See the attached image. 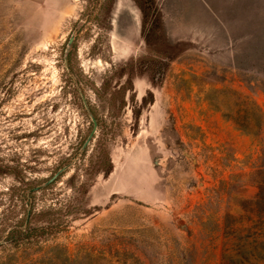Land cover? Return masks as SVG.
I'll return each instance as SVG.
<instances>
[{
    "label": "rangeland",
    "instance_id": "rangeland-1",
    "mask_svg": "<svg viewBox=\"0 0 264 264\" xmlns=\"http://www.w3.org/2000/svg\"><path fill=\"white\" fill-rule=\"evenodd\" d=\"M263 146L264 0H0V264H264Z\"/></svg>",
    "mask_w": 264,
    "mask_h": 264
},
{
    "label": "water",
    "instance_id": "water-1",
    "mask_svg": "<svg viewBox=\"0 0 264 264\" xmlns=\"http://www.w3.org/2000/svg\"><path fill=\"white\" fill-rule=\"evenodd\" d=\"M74 38V35H71L70 36V39L68 41V46H70L72 40ZM82 100H83V103H84V107L86 108L87 112L89 113L90 117H91V120H92V123H93V127L90 131V133L88 134V136L86 137L85 141L83 142L82 146H81V151L88 145V143L90 142V140L92 139L93 135H94V132L97 128V120L95 119V117L92 115L90 109H89V106L84 98V95H82ZM67 166H64L60 169H58L51 177H49L48 179H46L45 181H43L42 183H40L39 185H35L33 187H30L27 192L28 194L33 192V191H36V190H39V189H42L46 186H48L50 183H52L59 175H60V172H62ZM30 209L27 210V215H26V221L24 223V225L26 226L27 223H28V220L30 218Z\"/></svg>",
    "mask_w": 264,
    "mask_h": 264
},
{
    "label": "trees",
    "instance_id": "trees-1",
    "mask_svg": "<svg viewBox=\"0 0 264 264\" xmlns=\"http://www.w3.org/2000/svg\"><path fill=\"white\" fill-rule=\"evenodd\" d=\"M259 169L261 173H264V146L262 148V161L261 164L259 165ZM257 196L264 197V179L258 183Z\"/></svg>",
    "mask_w": 264,
    "mask_h": 264
},
{
    "label": "flooded vegetation",
    "instance_id": "flooded-vegetation-1",
    "mask_svg": "<svg viewBox=\"0 0 264 264\" xmlns=\"http://www.w3.org/2000/svg\"><path fill=\"white\" fill-rule=\"evenodd\" d=\"M26 215H27V214H26ZM29 219H30V218H29ZM25 221H26V219H25ZM28 222H29V220H28ZM24 223H25V222H24ZM27 225H28V223H27ZM27 225H26V226H27ZM26 226H25V227H26Z\"/></svg>",
    "mask_w": 264,
    "mask_h": 264
}]
</instances>
